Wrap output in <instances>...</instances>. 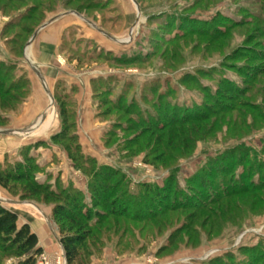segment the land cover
I'll list each match as a JSON object with an SVG mask.
<instances>
[{
    "label": "rangeland",
    "instance_id": "rangeland-1",
    "mask_svg": "<svg viewBox=\"0 0 264 264\" xmlns=\"http://www.w3.org/2000/svg\"><path fill=\"white\" fill-rule=\"evenodd\" d=\"M53 1L55 9L46 12L42 21L61 12H68L74 21L63 36L55 61L61 80L50 88L52 98L40 89V108L34 117L38 126L27 121L17 127L13 116L29 104L28 83L27 94H20L23 100L0 125V130H13L10 136L23 144L6 153L1 162L12 164L30 156L37 182L58 192L77 190L89 202L91 175L85 171L89 165L73 162L65 141L51 140L55 133L68 136L76 132L84 155L91 156L99 166L118 170L120 174L112 180L124 177L126 187L118 188L115 196L123 192L134 200L141 183L162 186L171 178L179 192H171L164 203L160 201L158 206L162 209L173 204L174 197L183 200L190 192L194 194L192 205H202L219 192V186L223 190L234 182L257 183L264 179V72L256 74V69L264 70V0H136L138 10L132 0ZM32 4L38 3L0 0V8L8 7L0 9V22L5 24ZM88 5L92 8L86 9ZM4 24L0 27V60L10 56L16 31L3 33ZM126 59L133 61H118ZM10 62L18 67L6 84L14 82L20 88L18 92H22L21 59L16 57ZM249 65L251 71L246 73ZM24 73L28 78L27 69ZM246 74L253 75L255 81L248 77V86L242 88L246 92L245 105L239 99L229 103L223 100L218 106L212 102L217 89L223 88L222 79L240 87L245 84ZM98 78L102 80L101 91L94 94L91 79ZM64 93L70 99L62 117L66 126L54 97ZM130 103L139 106L140 115L138 110L129 109ZM224 104H229L231 110L223 113ZM126 109L130 113L125 116ZM174 110L177 119L193 111L205 112V121L194 127L189 123L195 129L190 136L198 130L197 134L204 138L191 141L187 152L165 167L154 163L155 153L149 147L145 149L141 141L139 148L126 151L123 142L136 136L144 126L139 127L132 120L141 122L157 116L163 122ZM72 122L74 127L70 128ZM27 126L34 128L18 129ZM108 132L115 134L104 142ZM227 156L229 165L224 172L213 171L212 178H203L204 185L193 184L195 176H202L209 168L213 170L214 164ZM20 192L18 185L10 191L0 187V204L16 211L18 224L28 223L37 235L42 248L37 264H67L59 239L60 224L52 215L53 202L41 197L21 198ZM260 203L251 212L228 210L230 222L226 226L213 219L212 228L200 229L198 223L204 217L201 215L185 234L180 227L187 215L195 212L192 208L167 213L157 222L125 219L122 224L126 228H116L115 232L113 226L100 228V235L89 240L76 264H264V202ZM176 232L178 236L172 240Z\"/></svg>",
    "mask_w": 264,
    "mask_h": 264
},
{
    "label": "trees",
    "instance_id": "trees-1",
    "mask_svg": "<svg viewBox=\"0 0 264 264\" xmlns=\"http://www.w3.org/2000/svg\"><path fill=\"white\" fill-rule=\"evenodd\" d=\"M32 1H37L38 4H32L27 7V11L20 12L12 17L4 24L2 30L3 33L10 32L13 29L16 31L14 30V45H12V47L10 46V56H7L6 59L0 60V125H4L7 119L6 115L8 116L11 114V112H13L12 109L23 100L21 97L22 95L20 94L26 95L28 92L29 79L25 74L26 72L24 73L25 69L23 67L21 68L23 73L19 77L23 81L22 92H18L20 88L16 84H13L14 82L9 85L6 84L7 80L12 77L14 69L18 67L14 62L10 61H14L16 57L22 56L23 46L27 39L33 34L36 27L43 22L42 20H44L43 18H45L46 12L55 9L53 8V0ZM65 1L68 0H64V2ZM90 8H92L90 5L86 6V9ZM0 9H8V7L4 6ZM36 11H38V13H35ZM32 12H34V14H31ZM11 57L13 59H11ZM249 57H251V55H249ZM256 57L258 58L259 56ZM115 59L117 60V58H113V60ZM246 59H248L247 56ZM251 59L253 60L256 58L251 57ZM262 60H264V57H262ZM118 61L129 63L133 60L126 59ZM246 69V73H250L251 65ZM256 71L253 69L254 74L255 72L256 74L264 72V70L261 71L260 68L256 69ZM251 76L253 75L246 74L244 78L245 84L240 87L233 85L232 81L227 78L222 79L220 85H222L223 88L220 87L217 89L214 97H212V102L218 106L223 100H227V103H229L239 99L242 101L243 105H245L247 102L245 97L246 92H243L244 90L242 88L248 86V83L245 82L248 77L251 78V81L254 80ZM101 86V78L91 79V89L94 91V94L95 91H101ZM54 97L59 102L60 115L62 118L67 113L65 107L66 104H69V96L64 93L62 95L56 94ZM71 104L72 102H70L69 107ZM224 105L226 106L221 107L223 113L231 110L229 104ZM204 106L206 107L205 109L209 110L207 104H204ZM97 108L98 104L96 105V109ZM130 108L131 110H138L136 111L137 115L141 114V109L134 103H130L129 109ZM224 108H226L225 111H223ZM70 109H72V107ZM115 109L122 112L121 109ZM129 109H126V112H123L125 116L130 113L128 112ZM213 110H215V108H213ZM158 112L159 114L161 113L160 111ZM176 114L175 110L172 111L171 116L165 118L163 122L158 120V118H155L157 116L151 115V117H145L146 119L141 122L139 120H135L136 122L132 120L135 124H138L137 126H144L136 136L123 142V144H125V149H127L126 151H133L132 147L139 148V141H141L143 142L142 145L145 149L149 147L151 148L150 152L155 153L153 158L154 163L161 164L165 167L168 166L170 162H175L181 155L187 152L189 148L188 144L191 141L194 142L204 138L203 135L199 136V134H197L198 130L197 133L193 132L194 136H190V133L193 130L195 131V129L190 128V125L192 124L194 127L207 119L205 112L195 113L193 111L178 119ZM127 120L131 121V118ZM61 121L63 122V126H66L65 118H62ZM73 122L70 128L74 127ZM185 125L188 126L183 128ZM126 129L128 130V128ZM184 131H187V134L184 133ZM112 133L108 132L104 135L106 137L104 142H107L109 135L115 134ZM195 134L197 135L196 137ZM51 140L53 142L65 141V148L70 159L73 162H86L89 165L85 167V171H87L88 175H91L89 180L90 186L88 188L89 202H87L84 195L77 190H64L58 192L37 182L32 175L33 166L30 161L33 160L30 156H27L26 160L16 161L12 164H7L8 162L5 163V160L0 163V187L10 191V189L17 187L18 185L21 190V198L38 199L41 197L44 200H50L53 202L52 215L60 224L59 239L64 250L67 264L77 263L82 250L90 244L89 240H93L94 237H97V234L100 235V232L102 231L100 228H111L113 226V231L115 232L116 228H126L124 224H122L125 219L131 221L141 220L157 222L160 216H165L167 213H174L192 208L195 212L188 214L182 223V227H180L183 228V231L181 230L180 232L185 234L186 232H190V228L192 227V224H194L193 222L195 220L198 221V218L201 215H204V217L200 219L198 223L200 229L212 228L210 221L213 223V219H216V221L219 220V223H221L220 225L226 226L230 222L229 215H227L228 210L229 213L234 211H237L236 213H238V211L243 212L245 209L251 212L254 210V207L256 208V206L259 205L258 202H264V192H262L264 190V179L257 183H244L242 181L240 183L234 182L233 185H230L229 187L226 186L223 190H220L222 188L219 186L217 188V190L219 189V192H215V194L211 195L208 198L207 203L204 202L202 205L196 203L195 205H192L193 203L191 201L194 199V194L190 192L189 194H186V197L183 200H177L176 197H174L173 204L170 206L165 205L163 209L158 206L160 201L164 203L168 200L171 192L174 194H178L179 192L173 186L171 178L162 186H157L151 183H141L139 185L140 191L137 199L134 198V200L130 198V196L127 198L123 192H119L115 196L118 188L126 187L124 177L121 176L122 178L120 177L118 180H112L113 177L120 174L118 170H114L108 166H99L91 156L84 155L76 132H73L68 136L55 133L51 136ZM238 160L242 162V156H239ZM227 165H229V157H221L219 161L214 164L215 167L213 170L209 168V170L202 173V176H195L193 179H196V181L193 182L192 180L193 184L197 185L200 183L199 185H202L204 183V177L207 176L212 178L215 174L213 171L224 172ZM230 166L232 167L233 165ZM192 187L193 186H191V188ZM260 192H262V194H260ZM242 196L247 197L248 199L244 201L239 200ZM225 200L230 204L227 205ZM224 202L226 205L222 207ZM132 207H136L137 209L133 210ZM228 207L230 208L228 209ZM261 207L264 206L262 205ZM213 224L215 225V223ZM94 228H98V230L94 232ZM173 235L171 236L172 240L174 237L178 236L177 232ZM41 251L42 248L38 244L37 235L31 230L28 223L19 225L18 214L0 204V264H37V257Z\"/></svg>",
    "mask_w": 264,
    "mask_h": 264
},
{
    "label": "crops",
    "instance_id": "crops-1",
    "mask_svg": "<svg viewBox=\"0 0 264 264\" xmlns=\"http://www.w3.org/2000/svg\"><path fill=\"white\" fill-rule=\"evenodd\" d=\"M67 13L61 12L46 18V21H43L35 29L23 47L22 56L20 59L21 64L23 65L22 67L27 69L31 93L28 99L29 104L25 107L23 106L19 115L13 116V120L17 118V127L27 121L32 122V125H37L36 122H34V117L36 116L35 113L40 108L39 105L42 98L40 95V89L42 88L48 96L49 93L52 95L50 88L53 87L56 80H61V78H59L61 77V74H59L60 69L55 66V61H57V56L59 55V46L63 41V36L71 24L73 25L74 23V21H71V18L67 16ZM3 24L4 22H0V27ZM1 52L4 51L1 50ZM49 83H52V86H50ZM42 113L43 112L40 113L41 120H44ZM48 119H51V115ZM28 128L29 127L27 126V128L21 127L18 129ZM11 134L12 133H0V162L3 160L6 153L16 151L23 144L19 142L18 139L10 136Z\"/></svg>",
    "mask_w": 264,
    "mask_h": 264
},
{
    "label": "water",
    "instance_id": "water-1",
    "mask_svg": "<svg viewBox=\"0 0 264 264\" xmlns=\"http://www.w3.org/2000/svg\"><path fill=\"white\" fill-rule=\"evenodd\" d=\"M133 2H134V4L136 5V8H137V10H138V7H137V2H136V0H132ZM36 33V32H35ZM35 33H34V35H35ZM49 97L50 98H52V95L49 93ZM34 127H31V128H29L27 131H29V130H32ZM13 132V130H11V129H9V130H0V133H12ZM27 133V132H26Z\"/></svg>",
    "mask_w": 264,
    "mask_h": 264
},
{
    "label": "built area",
    "instance_id": "built-area-1",
    "mask_svg": "<svg viewBox=\"0 0 264 264\" xmlns=\"http://www.w3.org/2000/svg\"><path fill=\"white\" fill-rule=\"evenodd\" d=\"M44 264H47V262L45 261Z\"/></svg>",
    "mask_w": 264,
    "mask_h": 264
}]
</instances>
